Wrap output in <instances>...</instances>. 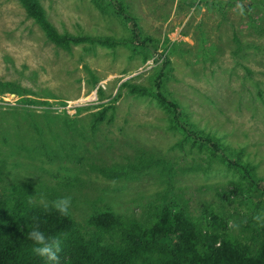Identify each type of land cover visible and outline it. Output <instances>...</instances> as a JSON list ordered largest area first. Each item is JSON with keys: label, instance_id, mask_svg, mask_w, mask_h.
I'll return each instance as SVG.
<instances>
[{"label": "rangeland", "instance_id": "obj_1", "mask_svg": "<svg viewBox=\"0 0 264 264\" xmlns=\"http://www.w3.org/2000/svg\"><path fill=\"white\" fill-rule=\"evenodd\" d=\"M124 1L145 48L136 47L128 22L106 0H40L60 32L126 43L90 50L81 44L69 53L49 41L18 0H0V83L25 90L0 95V194L8 197L12 188L29 183L40 203L52 191L68 195L78 219L102 203L118 215L140 216L169 177L155 168L138 180H107L92 167L127 165L143 149L170 162L174 192L194 215L216 207L233 225L235 209L248 211L238 203L244 193L230 184L241 174L169 129L168 113L155 99L120 87L132 81L154 89L151 77L161 57L169 58L164 93L183 107L187 121L217 137L264 179V0H252L254 31L242 7L249 0L240 1L243 14L237 7L218 13L198 0ZM27 98L35 103L25 106ZM110 102L113 121L94 128L96 105ZM196 166L202 168L193 171Z\"/></svg>", "mask_w": 264, "mask_h": 264}, {"label": "trees", "instance_id": "obj_2", "mask_svg": "<svg viewBox=\"0 0 264 264\" xmlns=\"http://www.w3.org/2000/svg\"><path fill=\"white\" fill-rule=\"evenodd\" d=\"M18 1L49 41L69 53L81 44H87L86 50L98 44L113 48L126 44L110 37L62 33L50 22L40 0ZM106 1L117 15L128 22L136 47L145 48L147 42L141 39L139 27L125 1ZM198 1L199 6L213 8L218 13L236 7L237 4L242 5L241 0ZM242 7L245 14L252 18V31L256 30L254 1H243ZM236 41L238 51H241L243 43L238 38ZM166 43L168 45L170 41L167 39ZM161 60L158 74L151 77L154 89L127 81L121 85L120 90L127 89L136 96L155 99L168 113L169 129L180 133L182 140L207 149L212 157H219L240 173L242 180L230 181V184L236 193H244L243 200L238 203L245 205L248 211L243 213L235 209L230 215L233 225L216 207H208L205 213L194 215L184 196L174 192V170L170 162L142 149L137 151L136 161L127 165L92 167L94 172L107 180H138L155 168L169 177L168 186L158 193L156 201L140 216L118 215L103 203L98 207L92 205L93 212L82 219L74 215L71 207L68 215L62 216L52 209L51 202L68 195L59 190L52 191L49 195L51 198L46 202V209L45 203L35 201L37 193L27 186L29 183L12 188L14 190L8 197L0 194V264H47L46 260L32 252L33 244L27 236L37 226L46 236L60 240L58 264H264V225L253 220V216L264 211V179L259 178L254 168L242 161L238 153L226 151L217 137L204 133L187 121L183 107L163 91L170 60L163 56ZM20 90L25 92L14 83H0L2 96H20ZM98 92L99 99L102 100L105 94L103 89L99 87ZM21 102L25 106L35 103L29 98ZM113 102L96 105L99 111L92 114L94 128L104 121H113V116L107 115ZM41 104L49 105L47 102ZM199 168L202 167H193V171H198ZM206 170L208 169H204ZM245 185L247 194L244 192ZM215 187L216 190L219 189V186Z\"/></svg>", "mask_w": 264, "mask_h": 264}, {"label": "clouds", "instance_id": "obj_3", "mask_svg": "<svg viewBox=\"0 0 264 264\" xmlns=\"http://www.w3.org/2000/svg\"><path fill=\"white\" fill-rule=\"evenodd\" d=\"M236 7L243 14V9L239 4ZM44 207L47 209L48 205L45 203ZM51 207L54 211L62 216L68 215L71 207L70 197H58L51 202ZM253 220L257 224L264 225V211L259 212L253 216ZM28 239L32 242V252L39 258L46 260L47 264H58V253L60 252V240L56 237L46 236L39 227L32 228L27 233Z\"/></svg>", "mask_w": 264, "mask_h": 264}]
</instances>
